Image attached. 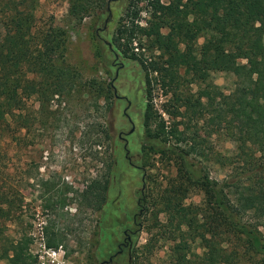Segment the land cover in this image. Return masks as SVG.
Segmentation results:
<instances>
[{"label": "trees", "instance_id": "16d2710c", "mask_svg": "<svg viewBox=\"0 0 264 264\" xmlns=\"http://www.w3.org/2000/svg\"><path fill=\"white\" fill-rule=\"evenodd\" d=\"M164 1L147 0L138 7L134 0L113 42L124 57L139 62L147 95L156 84L170 96L163 105L170 117L168 125L151 103L144 115L146 135L158 147L155 153L176 169V178L167 182L158 202L167 225L178 233L170 260L173 264H242L245 260L264 264V0ZM37 3L0 0V135L20 136L28 125L27 96L45 104L74 82L69 71L47 57L61 45L55 35L44 36L43 50L32 47ZM95 3L71 0L68 14L80 22L96 7L106 11L105 1L94 8ZM143 10L148 14L145 27L134 20ZM213 72L236 78L219 107L214 99L218 88L210 82ZM190 85H198L194 93ZM106 90L111 95V87ZM177 116L210 123L214 134L230 142L233 150L216 153L201 148L197 132L184 133L185 120L181 122L184 129L179 130L174 122ZM196 159L216 164L226 175L216 180L206 171L198 173L192 162ZM114 165L110 158L103 175L77 195L81 203L101 210ZM198 188L208 194L211 214L184 204L190 189ZM8 203V193L0 184V216H7ZM196 243L202 254L195 260L190 244ZM46 245L56 248L58 244ZM13 251L12 257L3 251L7 263L25 264L22 247L15 246Z\"/></svg>", "mask_w": 264, "mask_h": 264}, {"label": "rangeland", "instance_id": "374dc122", "mask_svg": "<svg viewBox=\"0 0 264 264\" xmlns=\"http://www.w3.org/2000/svg\"><path fill=\"white\" fill-rule=\"evenodd\" d=\"M70 1L38 0L32 47L43 50L44 36L55 35L61 45L47 57L72 74V87L45 104L27 96L28 125L20 136L0 135V184L9 201L7 216H0V264H9L3 251L12 257L15 246L22 247L25 264H100L115 255L124 232L131 237L129 247L109 264H173L170 252L178 233L167 225L158 202L167 182L176 178V169L155 153L158 147L144 125L149 103L170 123L163 107L170 96L156 84L147 95L139 62L124 57L113 42L134 0H103L106 11L96 7L80 22L68 14ZM92 1H96L94 8L102 2ZM146 1L137 0L138 7ZM134 20L145 27L147 12H139ZM235 81L231 74L211 73L210 82L218 88L215 105L219 107ZM197 86L190 85L189 91L194 93ZM182 120L187 122L184 133L197 132L201 148L216 153L233 150L230 142L214 134L210 123L177 116L174 122L179 130L184 129ZM110 158L115 165L106 202L95 211L77 195L103 175ZM192 162L198 173L206 171L212 179L226 175V170L211 162ZM190 190L184 204L211 214L208 194L199 188ZM261 232L264 236V229ZM46 242L58 245L48 248ZM190 246L195 252L191 258L196 260L202 250L197 243Z\"/></svg>", "mask_w": 264, "mask_h": 264}, {"label": "flooded vegetation", "instance_id": "af4514ba", "mask_svg": "<svg viewBox=\"0 0 264 264\" xmlns=\"http://www.w3.org/2000/svg\"><path fill=\"white\" fill-rule=\"evenodd\" d=\"M130 239H131V237L128 234V232H124V241L117 246V251H116L115 255L110 256L107 261H104V262H102L100 264H109V263H111L113 261V258L115 256L122 255L123 254V250L129 247Z\"/></svg>", "mask_w": 264, "mask_h": 264}, {"label": "water", "instance_id": "95a60500", "mask_svg": "<svg viewBox=\"0 0 264 264\" xmlns=\"http://www.w3.org/2000/svg\"><path fill=\"white\" fill-rule=\"evenodd\" d=\"M133 132V129L132 130H130V132L129 133H132Z\"/></svg>", "mask_w": 264, "mask_h": 264}]
</instances>
